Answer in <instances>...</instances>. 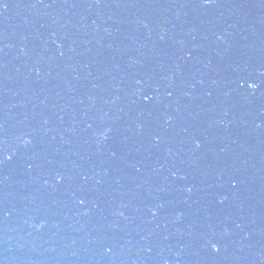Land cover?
Wrapping results in <instances>:
<instances>
[{
  "label": "water",
  "instance_id": "obj_1",
  "mask_svg": "<svg viewBox=\"0 0 264 264\" xmlns=\"http://www.w3.org/2000/svg\"><path fill=\"white\" fill-rule=\"evenodd\" d=\"M0 264H264V0H0Z\"/></svg>",
  "mask_w": 264,
  "mask_h": 264
},
{
  "label": "snow or ice",
  "instance_id": "obj_2",
  "mask_svg": "<svg viewBox=\"0 0 264 264\" xmlns=\"http://www.w3.org/2000/svg\"><path fill=\"white\" fill-rule=\"evenodd\" d=\"M213 2V0H205V3H208V4H211ZM244 83H247V82H244ZM244 83H241V87H244ZM255 86V82H252V83H248V87L249 88H253ZM9 159H10V157H9ZM191 189H189V191H190ZM210 244H211V247H212V249H213V251L214 252H220V247L219 246H217V244H215V243H211V242H209Z\"/></svg>",
  "mask_w": 264,
  "mask_h": 264
}]
</instances>
